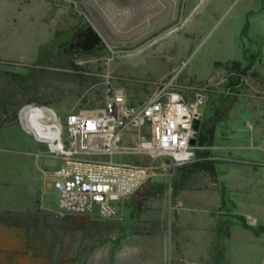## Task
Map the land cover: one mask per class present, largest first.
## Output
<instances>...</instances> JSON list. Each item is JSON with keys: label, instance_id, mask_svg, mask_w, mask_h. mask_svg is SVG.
<instances>
[{"label": "rangeland", "instance_id": "1", "mask_svg": "<svg viewBox=\"0 0 264 264\" xmlns=\"http://www.w3.org/2000/svg\"><path fill=\"white\" fill-rule=\"evenodd\" d=\"M246 6L255 12L264 7V0H157L155 27L148 16L128 24L109 16L106 24L116 39L104 41L98 52L77 55L66 41L89 19L79 2L0 0V127L12 128L0 131V264L148 263L146 249L162 226L163 219L157 217L174 194L175 176L181 170L199 171L195 163L213 172V142L196 143L192 161L175 172L172 182L154 178L120 205L116 219L102 221L57 209L56 197L45 184L60 161L14 117L26 105L44 106L54 110L63 125L65 115L101 109L116 91L123 93L128 109L139 111L167 87L187 104L204 98L198 135L207 136L217 116L230 109L233 115L251 113L264 99V58L247 53L239 67L226 63L232 59V41L241 23L259 24L247 28L243 43L261 46L257 38L264 37V25L253 16L258 14L239 17V8ZM97 12L106 18L104 11ZM232 121V126L241 124ZM20 129L27 139L16 132ZM146 135L143 127L123 130L118 149L128 154L117 158L138 162L133 151ZM236 205L238 212H249L255 204ZM250 212L228 222L232 227H260L254 217L258 212Z\"/></svg>", "mask_w": 264, "mask_h": 264}, {"label": "crops", "instance_id": "2", "mask_svg": "<svg viewBox=\"0 0 264 264\" xmlns=\"http://www.w3.org/2000/svg\"><path fill=\"white\" fill-rule=\"evenodd\" d=\"M243 8H239L242 10L239 17L257 13L253 15L255 23L264 25V7L255 12L249 10V6ZM253 25L241 23L238 26L232 41V59L226 63H243L247 53L264 58L262 35L257 38L261 43L257 48L243 43L247 28ZM261 101L260 108L252 109L251 113L233 115L230 109L225 115L217 116L211 147L213 172L181 170L177 173L174 194L167 198L163 214L157 217L163 219L159 221L162 226L158 225L155 242L146 249L147 264H264V214H261L264 207V99ZM232 119L241 124L232 126ZM245 123L254 125L245 128ZM0 131H12V128L0 127ZM21 131L16 130L27 139V134ZM52 180L46 182L45 188L52 191L57 201ZM236 201L255 204L249 212H258L254 217L260 227H232V222H228L232 217L250 215L246 208L238 212Z\"/></svg>", "mask_w": 264, "mask_h": 264}, {"label": "built area", "instance_id": "3", "mask_svg": "<svg viewBox=\"0 0 264 264\" xmlns=\"http://www.w3.org/2000/svg\"><path fill=\"white\" fill-rule=\"evenodd\" d=\"M203 105L202 96L187 104L179 94L162 87L139 111L128 109L123 93L116 91L101 109L65 115L52 142L56 148L44 142L60 161L52 174L57 209L111 221L118 217L120 205L149 181L161 176L170 182L175 169L193 159L192 122ZM129 127L147 129L133 151L138 162L117 158L128 154L118 144Z\"/></svg>", "mask_w": 264, "mask_h": 264}, {"label": "flooded vegetation", "instance_id": "4", "mask_svg": "<svg viewBox=\"0 0 264 264\" xmlns=\"http://www.w3.org/2000/svg\"><path fill=\"white\" fill-rule=\"evenodd\" d=\"M82 8L87 12L89 19L81 23L71 34L67 37V48L77 55H90L104 49V41L111 43L116 39L111 31L108 29L106 21H116L118 24H128L137 22L143 17L148 16V19L156 25V11L155 7L157 0H76ZM97 10L104 11L106 18H102ZM139 12H144L143 16H139ZM125 13V14H123ZM111 20H110V18ZM105 19V20H104ZM96 31L101 37L100 44L90 52H84L82 47L86 41V35L90 29ZM155 30V28H153ZM151 31V30H150ZM140 37V36H139Z\"/></svg>", "mask_w": 264, "mask_h": 264}, {"label": "bare ground", "instance_id": "5", "mask_svg": "<svg viewBox=\"0 0 264 264\" xmlns=\"http://www.w3.org/2000/svg\"><path fill=\"white\" fill-rule=\"evenodd\" d=\"M27 109L21 114L22 125L26 126L42 142L51 145V149L56 148L52 142L61 130L56 113L47 107L31 106Z\"/></svg>", "mask_w": 264, "mask_h": 264}, {"label": "water", "instance_id": "6", "mask_svg": "<svg viewBox=\"0 0 264 264\" xmlns=\"http://www.w3.org/2000/svg\"><path fill=\"white\" fill-rule=\"evenodd\" d=\"M101 40L102 39L99 36V34L91 28L88 31V34L86 35V41L84 42L82 50L84 52H90V51L94 50L100 44ZM20 114H21V112L20 113L18 112V114L14 117V119L18 121V123L21 126V128L25 132L30 134L36 141L42 142V140L37 138L33 132L28 130V128L26 126L22 125V123L20 122ZM201 119H202V115L201 114H195L194 115V120L192 122V131H193V133H192V138L189 141V145L190 146L195 147V145L197 143L198 129H199V125H200Z\"/></svg>", "mask_w": 264, "mask_h": 264}, {"label": "trees", "instance_id": "7", "mask_svg": "<svg viewBox=\"0 0 264 264\" xmlns=\"http://www.w3.org/2000/svg\"><path fill=\"white\" fill-rule=\"evenodd\" d=\"M231 65H233V67L235 68V67H239L240 63L234 61V62L231 63ZM212 142H213V131H209L207 136L204 133H202V132L199 133L198 138H197V144L199 146H202V145H205V144L210 146V145H212ZM179 168L180 167L175 169L174 174H175V172L178 171ZM193 168H196L197 170H209L208 166H206L203 163H195L193 165ZM174 174H173L172 180L170 182L173 181Z\"/></svg>", "mask_w": 264, "mask_h": 264}]
</instances>
